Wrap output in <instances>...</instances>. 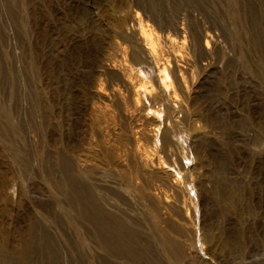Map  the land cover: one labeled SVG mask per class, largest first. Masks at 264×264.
<instances>
[{
    "label": "rangeland",
    "instance_id": "rangeland-1",
    "mask_svg": "<svg viewBox=\"0 0 264 264\" xmlns=\"http://www.w3.org/2000/svg\"><path fill=\"white\" fill-rule=\"evenodd\" d=\"M0 264H264V0H0Z\"/></svg>",
    "mask_w": 264,
    "mask_h": 264
},
{
    "label": "bare ground",
    "instance_id": "bare-ground-1",
    "mask_svg": "<svg viewBox=\"0 0 264 264\" xmlns=\"http://www.w3.org/2000/svg\"><path fill=\"white\" fill-rule=\"evenodd\" d=\"M245 6V5H244Z\"/></svg>",
    "mask_w": 264,
    "mask_h": 264
}]
</instances>
